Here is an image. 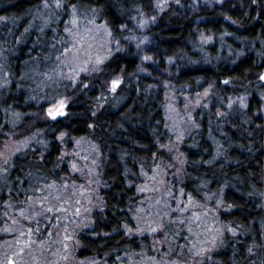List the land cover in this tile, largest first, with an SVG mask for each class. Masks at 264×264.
Instances as JSON below:
<instances>
[{"label":"trees","instance_id":"obj_1","mask_svg":"<svg viewBox=\"0 0 264 264\" xmlns=\"http://www.w3.org/2000/svg\"><path fill=\"white\" fill-rule=\"evenodd\" d=\"M59 1L62 22L40 34L38 22L32 29L30 19L42 0H0V45L8 69L0 86V152L9 141L32 135L44 139L15 155L6 174H0V245L15 222L12 211H24L40 186L70 177L66 164L59 167L63 148L75 155L78 144L87 142L96 153L103 204L93 215L92 228L79 234L78 256L112 264L116 256L138 247L132 234L145 197L143 182L166 157L160 151L170 133L164 101L156 90L139 85V50L125 37L140 1ZM190 1L149 0L158 11L147 35L158 60L176 66L172 88L202 92L222 86L225 95L245 93L249 98L245 109L228 113L221 108L220 117L197 112V128L183 146L182 187L186 197L207 194L220 200V220L232 230L211 264H264V0H225L221 6L195 0L196 10ZM80 10L86 20L105 25L111 47L118 45L119 51L99 73H82L76 85L59 95L49 86L39 92L33 74L51 64L67 38L70 13ZM114 77L122 78L115 94L108 88ZM59 97L63 114L53 118L47 107Z\"/></svg>","mask_w":264,"mask_h":264},{"label":"rangeland","instance_id":"obj_2","mask_svg":"<svg viewBox=\"0 0 264 264\" xmlns=\"http://www.w3.org/2000/svg\"><path fill=\"white\" fill-rule=\"evenodd\" d=\"M138 1L141 6L125 37L139 50V85L145 91L156 90L164 101L170 133L167 143L160 147L166 157L153 165V172L146 175L143 182L142 194L145 197L138 208L136 230L132 234L137 237L138 247L116 256L112 264H211L225 233H232V230L220 220V200L214 201L215 197L207 194L200 198L190 194L185 196L182 187L186 174L183 146L197 128L195 119L199 110L208 112L211 117H220L223 116L221 108L228 113L238 108L245 109L249 96L245 93L233 97L225 95L222 86L202 92L172 88L171 78L176 73V66L172 60L163 61V64L158 60L153 52V42L147 35L155 24L158 10L150 8L149 0ZM208 1L218 6L225 3V0ZM62 5L59 0H42L41 7L32 13V29L37 22L38 33L49 29L53 23L59 25L63 20ZM195 5L196 1L191 0L189 6L192 10H196ZM78 13H70L67 38L61 41L59 52L51 64L33 74L39 84V92L44 86H49L59 95L65 88L76 85L82 73H99L102 64L119 51L118 45L111 47V36L104 24L86 20L84 10ZM53 27L56 28L55 25ZM6 60V50L0 45V86L8 78ZM113 81H119L114 90ZM108 83V88L115 94L122 78L114 77ZM60 101L59 97L55 104L48 106L47 113L50 109L61 111ZM261 107L264 119V99ZM42 142V135L6 142L0 152V174H6L15 155ZM78 148L75 155L63 148L64 162L59 167L66 164L70 177L40 186L37 197L25 203L24 211H12L14 218L11 217L15 222L7 228L6 240L4 237L0 245V264H9L10 261L13 264L98 263L78 256L79 234L92 228L93 215L102 209L103 204L101 183L96 172V153L87 142L78 144Z\"/></svg>","mask_w":264,"mask_h":264},{"label":"snow or ice","instance_id":"obj_3","mask_svg":"<svg viewBox=\"0 0 264 264\" xmlns=\"http://www.w3.org/2000/svg\"><path fill=\"white\" fill-rule=\"evenodd\" d=\"M262 79H264V77H262ZM119 83V81H113V90L115 89V86ZM227 83V81L225 82ZM60 107L63 108V101H60ZM49 114L53 116V118H55L56 115H62V111H53V110H49ZM9 264H11V261L9 262Z\"/></svg>","mask_w":264,"mask_h":264},{"label":"water","instance_id":"obj_4","mask_svg":"<svg viewBox=\"0 0 264 264\" xmlns=\"http://www.w3.org/2000/svg\"><path fill=\"white\" fill-rule=\"evenodd\" d=\"M262 77H264V74L261 76V80L264 82V79H262ZM50 116L53 117L52 115ZM11 264H13L12 261H11Z\"/></svg>","mask_w":264,"mask_h":264}]
</instances>
